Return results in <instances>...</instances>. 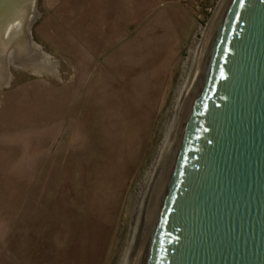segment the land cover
Listing matches in <instances>:
<instances>
[{
  "label": "crops",
  "instance_id": "0c3cea01",
  "mask_svg": "<svg viewBox=\"0 0 264 264\" xmlns=\"http://www.w3.org/2000/svg\"><path fill=\"white\" fill-rule=\"evenodd\" d=\"M199 3L40 0L13 49L15 65L28 69L34 84L31 93L18 91L9 99L34 95L27 123L37 135L34 148L48 151L26 161L34 163V184L17 167L0 185V264H106L121 207L114 204L103 220L100 190L95 184L87 189L84 118L156 116L196 29ZM1 61L0 67L8 64ZM10 78L0 74V86ZM7 105L0 109L1 123ZM20 113L9 115L15 126L0 128L1 150L24 142L18 140ZM61 132L72 135L52 143L38 136ZM7 155L0 151V165L25 163L17 152Z\"/></svg>",
  "mask_w": 264,
  "mask_h": 264
},
{
  "label": "water",
  "instance_id": "95a60500",
  "mask_svg": "<svg viewBox=\"0 0 264 264\" xmlns=\"http://www.w3.org/2000/svg\"><path fill=\"white\" fill-rule=\"evenodd\" d=\"M132 264H264V0L218 5Z\"/></svg>",
  "mask_w": 264,
  "mask_h": 264
},
{
  "label": "rangeland",
  "instance_id": "374dc122",
  "mask_svg": "<svg viewBox=\"0 0 264 264\" xmlns=\"http://www.w3.org/2000/svg\"><path fill=\"white\" fill-rule=\"evenodd\" d=\"M220 2L221 0H200L198 6L199 20L196 29L184 51L181 64L175 74L174 83L170 87L168 96L156 116L151 117L146 114L135 113L131 116L118 117L111 120L101 116L84 118L87 123H85L82 133L90 146L88 153L85 155L88 159L85 165L88 175L86 180L87 189L94 187L95 184L96 188L100 190L103 220H106L112 211L114 212V204L121 207V209L118 207V224L113 234L106 264H119L130 228L134 195L137 192V186L145 178L148 169L151 167L162 139L166 121L178 91L184 63L196 37L199 35L200 28L213 17ZM34 8L40 11V0H34ZM28 11L22 13L24 19ZM26 29L28 28L23 26L19 33L13 31L11 38L7 41L9 44L11 43L8 49L13 51L16 48V42L18 43V39L23 32L26 34ZM5 49L4 47V50H1L0 60L7 61L8 64L0 67V74L4 75V77L7 76L8 79L11 78L8 85L0 86V109L6 103L11 105V107L9 105L6 106L8 115L5 118V122L3 121L4 123L0 121V128L2 126H15L17 123L13 122L14 116L9 115L10 113L14 114L17 110L21 111L23 126L19 128L22 129V133L18 140L24 142L18 149H0V151L4 154L7 152V157L10 156V151L17 152L25 163L23 162L22 165L1 164L0 174L2 176L0 175V185H5V181L9 183V180H12V173L10 172H14L15 168L17 170V167H22L24 174L29 173L32 180L31 183L34 184V163L26 161H32V159L34 161V152L38 151L46 154L48 151L47 149L34 148V136L37 135L34 134V125L27 123V120L30 119L28 115L34 112L29 111L34 108V95L31 94L26 97L24 95L22 101L16 102L9 99V95L18 91H22L25 94L31 93L30 88L31 84H34V75L28 69L16 66L13 60L14 52L10 53L8 49L6 51ZM20 49L19 45L17 50ZM4 68H7V71ZM18 103H21V108L13 107L14 104ZM19 129L17 128V130ZM69 134L70 136L72 135L68 132H61L60 136L56 133H40L38 136H40L41 140L52 143L55 140H63V137L66 138ZM17 135L19 136V134ZM3 172L7 175L5 176ZM105 225L106 222L104 221Z\"/></svg>",
  "mask_w": 264,
  "mask_h": 264
},
{
  "label": "bare ground",
  "instance_id": "6f19581e",
  "mask_svg": "<svg viewBox=\"0 0 264 264\" xmlns=\"http://www.w3.org/2000/svg\"><path fill=\"white\" fill-rule=\"evenodd\" d=\"M22 8H24V6L16 9L14 14V21H13V23L16 22V25L13 26L12 23H10V25H7L6 27L7 33L8 31H12V30L15 31L16 33L17 32L19 33L22 27L21 25L24 24H25L24 26L28 28V25L38 14L36 9H33L32 11H28L26 18L24 19L22 15L24 9ZM211 19L207 22V24L203 25L200 28L199 35L196 37L194 44L190 49V53L183 66L184 69L179 83L178 91L176 93L172 108L169 112L164 133L160 141V144L158 146V149L156 151L154 160L152 162L151 167L148 169L145 178L137 186V192L135 193L133 200V206H132L133 210L131 212L132 216H131L130 228L127 236V241L124 246L125 248L122 253L121 259L119 261V264H132L133 262V258L141 236V232L143 229V225L145 222V218L147 215L152 194L154 192L157 181L159 180L163 172V169L167 163V160L174 145V141L183 114V110L188 98V94L190 91V87L197 66V62L199 59V55ZM8 46L11 45L9 44ZM8 46L6 47V49L9 48ZM8 50L10 53L14 52L10 49ZM1 55L2 54L0 52V59H1Z\"/></svg>",
  "mask_w": 264,
  "mask_h": 264
}]
</instances>
